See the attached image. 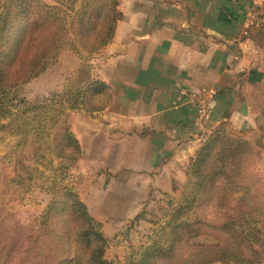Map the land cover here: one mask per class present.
<instances>
[{"label": "trees", "instance_id": "16d2710c", "mask_svg": "<svg viewBox=\"0 0 264 264\" xmlns=\"http://www.w3.org/2000/svg\"><path fill=\"white\" fill-rule=\"evenodd\" d=\"M52 1L57 6L0 0V145L15 139L5 155L12 176L0 186V229L16 202L26 204L35 191L50 197L23 251L10 257L1 249L0 264H112L105 258L110 241L101 224L66 180L83 154L68 128L69 113L100 112L112 102L111 87L93 78L87 60L110 43L118 0H85L78 10V0ZM67 5L73 16L62 10ZM65 50L89 58L63 93L43 104L21 98L18 89ZM259 148L257 139L235 134L227 123L206 135L189 162L179 199L153 222L146 242L117 264H264V210L246 178ZM202 237L211 242H195Z\"/></svg>", "mask_w": 264, "mask_h": 264}, {"label": "crops", "instance_id": "0c3cea01", "mask_svg": "<svg viewBox=\"0 0 264 264\" xmlns=\"http://www.w3.org/2000/svg\"><path fill=\"white\" fill-rule=\"evenodd\" d=\"M257 2L264 12V0H118L112 39L90 61L112 102L69 117L83 154L67 181L110 242L137 246V218L152 200L180 196L204 135L227 123L246 139L264 136ZM68 57L70 75L80 63ZM200 90L214 92L207 111L187 96Z\"/></svg>", "mask_w": 264, "mask_h": 264}, {"label": "rangeland", "instance_id": "374dc122", "mask_svg": "<svg viewBox=\"0 0 264 264\" xmlns=\"http://www.w3.org/2000/svg\"><path fill=\"white\" fill-rule=\"evenodd\" d=\"M44 1L49 6H57V4H55L52 0H44ZM72 1L73 0H65V3L70 4ZM84 2L85 0H78L77 3L75 4V9L78 10L80 8V4L82 3L83 5ZM62 10L66 12L69 16L74 15V13L71 11L68 5L66 7H63ZM61 54H62L61 57L62 59L59 60ZM66 55H71L74 56L75 58H78L80 65L81 63H83V61H86V59L89 58V57H86V59L81 58L71 51H66V50L62 51L58 59L52 65H50L49 68L43 74L33 79L28 84L20 87L18 89V95L21 98L25 99L28 103L43 104L51 100V98L54 95L62 94L67 80L71 76H73L75 71L80 67L79 65V67L73 73L68 75L69 71L73 69L74 63L71 61L70 59L71 57L63 58ZM93 56H91L87 60V63L89 64V66H91L90 67L91 73H92V65L90 61ZM75 111L78 110H72L69 113V117L70 114ZM68 128H69V121H68ZM234 133L236 134V132ZM206 135H204L203 138ZM256 139L257 142H259V144L261 145V148L258 149L259 154L251 159L252 167L247 170L246 178L248 180V183L253 187L255 203L257 204L258 207L264 210V136L248 138L247 140L253 141ZM14 143H15V139L8 138L2 145H0V186L1 184L4 183L5 180H7L9 177L12 176V163L11 161L5 159L6 157L5 155L12 148ZM54 165H57V161L54 162ZM70 170L68 171V177L70 175ZM67 180L66 182L68 183ZM71 185L74 186L73 184ZM29 199L30 201H28L24 205H19L17 204V202L14 204L15 208L12 217L8 219L0 229V250L5 249L4 252L9 253L11 255L10 257L18 256V254H20L23 251L24 239L26 238L28 231L30 229H34L35 226L34 220L37 216H40L43 213L44 209L46 208L50 200V197L48 194L35 191L33 196H31ZM178 199L179 197L172 201H163L162 199L152 200L149 203V205L146 207L145 212H143L142 215L139 218H137V221L140 220L142 222L140 225H138V227L140 228L137 229L140 232H138V234H135L134 232L135 242L137 246L131 249L130 252H128L129 249L126 248L128 246L127 243H125L124 245H120V243L115 242L113 240V242H109V248L105 254L106 260L112 264H117L118 262H123L125 256L128 255L129 253L136 252L139 249V247L146 242V238L152 233L154 228L153 222L157 221L158 219L164 218L166 212L169 210V208H171L174 205V203H176ZM129 233H130L129 230H127L124 231L122 235L124 238L127 237L128 239L130 235ZM195 242L210 243L211 240L206 237H202L197 239ZM33 262H35V260H32V263Z\"/></svg>", "mask_w": 264, "mask_h": 264}, {"label": "built area", "instance_id": "2783aa9c", "mask_svg": "<svg viewBox=\"0 0 264 264\" xmlns=\"http://www.w3.org/2000/svg\"><path fill=\"white\" fill-rule=\"evenodd\" d=\"M264 16V12L260 9V4L257 2L254 6L253 14L251 15V22H260L261 18ZM213 90H200V91H189L187 96L190 101L196 105L200 110L207 111L208 100L213 96Z\"/></svg>", "mask_w": 264, "mask_h": 264}]
</instances>
